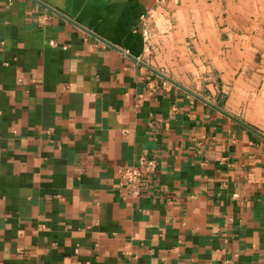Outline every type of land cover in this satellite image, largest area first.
Segmentation results:
<instances>
[{
  "label": "crops",
  "instance_id": "obj_1",
  "mask_svg": "<svg viewBox=\"0 0 264 264\" xmlns=\"http://www.w3.org/2000/svg\"><path fill=\"white\" fill-rule=\"evenodd\" d=\"M170 3L0 0V264H264V121Z\"/></svg>",
  "mask_w": 264,
  "mask_h": 264
},
{
  "label": "rangeland",
  "instance_id": "obj_2",
  "mask_svg": "<svg viewBox=\"0 0 264 264\" xmlns=\"http://www.w3.org/2000/svg\"><path fill=\"white\" fill-rule=\"evenodd\" d=\"M170 7L157 18L167 27L162 40L174 39L169 51L188 63L193 55L194 70L227 71L228 85L246 92V114L264 121V0H178Z\"/></svg>",
  "mask_w": 264,
  "mask_h": 264
},
{
  "label": "built area",
  "instance_id": "obj_3",
  "mask_svg": "<svg viewBox=\"0 0 264 264\" xmlns=\"http://www.w3.org/2000/svg\"><path fill=\"white\" fill-rule=\"evenodd\" d=\"M168 0H155L157 4L165 3ZM176 3L178 0H172ZM149 18H153L154 14L150 13L148 15ZM142 34L144 37L146 45V50L150 49L148 45V36L149 30L144 27L142 30ZM57 44L56 40L52 41V45ZM157 166V161L154 157L146 156L145 154H141L138 157V160L133 165H123L118 171L122 178V182L128 186L129 192L132 195H138L141 192L142 183L145 175L151 173Z\"/></svg>",
  "mask_w": 264,
  "mask_h": 264
}]
</instances>
